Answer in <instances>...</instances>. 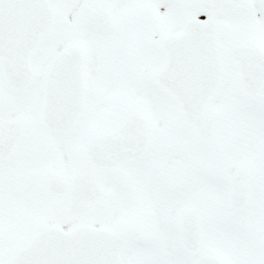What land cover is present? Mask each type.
<instances>
[{"label":"snow or ice","instance_id":"1","mask_svg":"<svg viewBox=\"0 0 264 264\" xmlns=\"http://www.w3.org/2000/svg\"><path fill=\"white\" fill-rule=\"evenodd\" d=\"M0 264H264V0H0Z\"/></svg>","mask_w":264,"mask_h":264}]
</instances>
